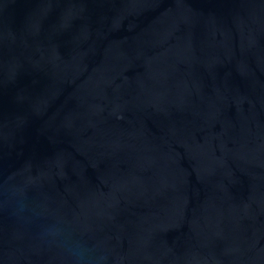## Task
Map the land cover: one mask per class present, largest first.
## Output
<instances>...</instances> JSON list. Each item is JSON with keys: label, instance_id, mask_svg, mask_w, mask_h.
Listing matches in <instances>:
<instances>
[{"label": "water", "instance_id": "1", "mask_svg": "<svg viewBox=\"0 0 264 264\" xmlns=\"http://www.w3.org/2000/svg\"><path fill=\"white\" fill-rule=\"evenodd\" d=\"M264 264V0H0V264Z\"/></svg>", "mask_w": 264, "mask_h": 264}, {"label": "clouds", "instance_id": "2", "mask_svg": "<svg viewBox=\"0 0 264 264\" xmlns=\"http://www.w3.org/2000/svg\"><path fill=\"white\" fill-rule=\"evenodd\" d=\"M87 251L88 250L85 248L76 246L68 249L67 253L70 257H72L74 264H84Z\"/></svg>", "mask_w": 264, "mask_h": 264}]
</instances>
